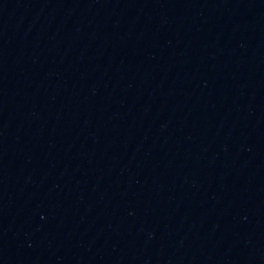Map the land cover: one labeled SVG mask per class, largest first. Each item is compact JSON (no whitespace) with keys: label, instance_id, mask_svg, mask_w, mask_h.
Wrapping results in <instances>:
<instances>
[{"label":"water","instance_id":"obj_1","mask_svg":"<svg viewBox=\"0 0 264 264\" xmlns=\"http://www.w3.org/2000/svg\"><path fill=\"white\" fill-rule=\"evenodd\" d=\"M0 264H264V0H0Z\"/></svg>","mask_w":264,"mask_h":264}]
</instances>
